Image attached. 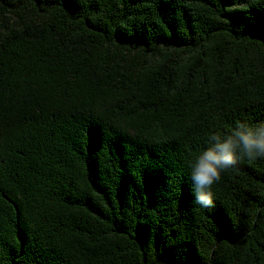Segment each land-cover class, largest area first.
<instances>
[{
    "label": "trees",
    "instance_id": "obj_1",
    "mask_svg": "<svg viewBox=\"0 0 264 264\" xmlns=\"http://www.w3.org/2000/svg\"><path fill=\"white\" fill-rule=\"evenodd\" d=\"M238 122L264 0H0V264H264V158L194 202Z\"/></svg>",
    "mask_w": 264,
    "mask_h": 264
},
{
    "label": "clouds",
    "instance_id": "obj_2",
    "mask_svg": "<svg viewBox=\"0 0 264 264\" xmlns=\"http://www.w3.org/2000/svg\"><path fill=\"white\" fill-rule=\"evenodd\" d=\"M245 158H264V122H238L228 134H210L208 146L191 165L194 202L203 208L213 207V185L220 181L222 172Z\"/></svg>",
    "mask_w": 264,
    "mask_h": 264
}]
</instances>
